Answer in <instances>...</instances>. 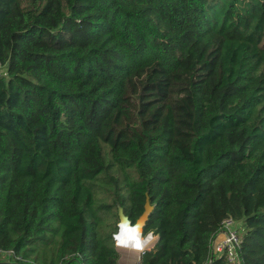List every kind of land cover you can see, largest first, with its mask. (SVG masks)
<instances>
[{
	"label": "trees",
	"instance_id": "16d2710c",
	"mask_svg": "<svg viewBox=\"0 0 264 264\" xmlns=\"http://www.w3.org/2000/svg\"><path fill=\"white\" fill-rule=\"evenodd\" d=\"M0 262L264 264V0H0ZM6 255V256H3Z\"/></svg>",
	"mask_w": 264,
	"mask_h": 264
},
{
	"label": "clouds",
	"instance_id": "9594fccd",
	"mask_svg": "<svg viewBox=\"0 0 264 264\" xmlns=\"http://www.w3.org/2000/svg\"><path fill=\"white\" fill-rule=\"evenodd\" d=\"M115 227L116 231L112 233L114 246L140 253L141 256L159 239L153 230L145 232L143 225H138L137 222H133L131 219L127 225L117 220Z\"/></svg>",
	"mask_w": 264,
	"mask_h": 264
},
{
	"label": "built area",
	"instance_id": "2783aa9c",
	"mask_svg": "<svg viewBox=\"0 0 264 264\" xmlns=\"http://www.w3.org/2000/svg\"><path fill=\"white\" fill-rule=\"evenodd\" d=\"M2 68L0 66V72ZM241 222L227 217L222 221L221 232L223 239L219 244L214 246V241L211 244V250L217 255H223L226 257L228 264H241L238 255V249L241 243V237L239 236V228Z\"/></svg>",
	"mask_w": 264,
	"mask_h": 264
},
{
	"label": "water",
	"instance_id": "95a60500",
	"mask_svg": "<svg viewBox=\"0 0 264 264\" xmlns=\"http://www.w3.org/2000/svg\"><path fill=\"white\" fill-rule=\"evenodd\" d=\"M144 198H145V202L143 204V210L141 212V215L138 217L137 219V223L138 225H145L146 221L148 220V217L150 215V213L152 212V210L154 209V205L151 204L150 198L147 194V192L144 194ZM117 218L119 219L120 222H122L124 225H127L130 218H128L123 211L122 206H118L117 207ZM0 264H17V263H7V262H3Z\"/></svg>",
	"mask_w": 264,
	"mask_h": 264
},
{
	"label": "rangeland",
	"instance_id": "374dc122",
	"mask_svg": "<svg viewBox=\"0 0 264 264\" xmlns=\"http://www.w3.org/2000/svg\"><path fill=\"white\" fill-rule=\"evenodd\" d=\"M223 237L224 236L222 233L218 234L214 240V246L219 244L220 241L223 239ZM116 249L119 252V258H120L119 263L120 264H136L139 261L138 256H140V253L131 252L129 250L122 249V248H116ZM3 256H6V255L3 254ZM3 262L11 263V261L7 260V257H4L2 262L0 263H3Z\"/></svg>",
	"mask_w": 264,
	"mask_h": 264
},
{
	"label": "crops",
	"instance_id": "0c3cea01",
	"mask_svg": "<svg viewBox=\"0 0 264 264\" xmlns=\"http://www.w3.org/2000/svg\"><path fill=\"white\" fill-rule=\"evenodd\" d=\"M138 258H139V256H138Z\"/></svg>",
	"mask_w": 264,
	"mask_h": 264
}]
</instances>
